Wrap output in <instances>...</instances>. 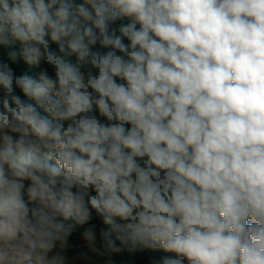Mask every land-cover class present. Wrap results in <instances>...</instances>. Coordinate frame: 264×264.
<instances>
[{"label": "clouds", "instance_id": "1", "mask_svg": "<svg viewBox=\"0 0 264 264\" xmlns=\"http://www.w3.org/2000/svg\"><path fill=\"white\" fill-rule=\"evenodd\" d=\"M145 250L264 264V0H0V264Z\"/></svg>", "mask_w": 264, "mask_h": 264}, {"label": "trees", "instance_id": "2", "mask_svg": "<svg viewBox=\"0 0 264 264\" xmlns=\"http://www.w3.org/2000/svg\"><path fill=\"white\" fill-rule=\"evenodd\" d=\"M76 242H79L78 236L73 238ZM151 255H159V253H153L150 250L144 252L129 254L122 252L114 257V264H147L148 257Z\"/></svg>", "mask_w": 264, "mask_h": 264}, {"label": "rangeland", "instance_id": "3", "mask_svg": "<svg viewBox=\"0 0 264 264\" xmlns=\"http://www.w3.org/2000/svg\"><path fill=\"white\" fill-rule=\"evenodd\" d=\"M79 242H80V241H79ZM116 255H117V254H116ZM116 255L112 256L111 259L114 260V257H115Z\"/></svg>", "mask_w": 264, "mask_h": 264}]
</instances>
